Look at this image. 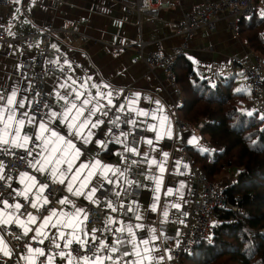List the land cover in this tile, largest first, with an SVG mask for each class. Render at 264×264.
Wrapping results in <instances>:
<instances>
[{"label": "crops", "instance_id": "obj_1", "mask_svg": "<svg viewBox=\"0 0 264 264\" xmlns=\"http://www.w3.org/2000/svg\"><path fill=\"white\" fill-rule=\"evenodd\" d=\"M152 1L157 6L161 3L172 4L171 8L160 9L158 17L153 22L150 15L142 16L141 22H139L136 15L127 13L128 6L134 5L136 0H11L8 7L0 9V18L11 35L41 32L48 24L74 32L69 38L62 33H56L53 36L54 54L48 60L47 84L55 98L46 107L43 121L47 123L48 117L53 111H63L64 100H60L57 93L64 96L67 92L66 98L71 100L76 92H84V96L81 97L84 99L87 98L89 91L95 96L96 88L92 87L94 84L102 86L101 91L103 92H113V105H116L118 109L123 105L122 112H126L132 117V120H135L134 128L141 135L138 148L140 153L138 167L143 171V175L136 181L140 190V198L135 202L131 201L127 206V209H132L134 218L124 225L129 223L143 225L144 231L135 228L133 230L138 237L151 241L149 247L152 248V255L157 258L154 264H171L174 227L180 224L181 213L192 203L197 190L190 180L192 171L186 162V154L189 153L188 149L199 148L206 151L210 149V146L207 138L202 135L200 126H189L184 123L180 118V113L179 120L176 115L174 116L173 108L179 98L176 95L174 83L167 72L165 70L150 72L142 61L134 64L133 60L138 58L137 43L141 41L150 44L145 47L146 54L155 51L154 42L158 40H162L166 54H172L175 48L183 44V38L175 35L172 30L183 22L184 14L191 13L198 6L216 3L219 0ZM259 1L256 2V13L264 17V6ZM126 43L132 44V47L117 55L111 53V46L117 47ZM38 45V39L26 49H23L18 43L0 44V94L10 96L13 91L16 93V100L24 104V107L18 110L17 116L19 113L26 112L29 117H33L30 85L25 80L23 64L28 58L35 56ZM247 58L261 59L248 46L241 31L239 38L235 37L228 24L224 20H220L214 31H209L206 28L198 30L189 41L184 57L176 61L174 65L182 69L185 62L189 61L200 77L212 80L233 76L237 78L240 73H243L245 90H242V86L241 90L245 93L246 98L242 108L246 113L252 114L264 108V105L252 100L250 96L247 98L246 89H250V85L246 73L240 65V61ZM103 85L108 87L105 88ZM76 102L79 104V101ZM181 102L182 97L177 104L178 108ZM101 103L106 106L101 107L97 116L92 119L95 121L99 118L103 123L99 127L91 129L94 133L90 137L92 142L83 144L79 137L74 139V143L78 148H81L82 152L80 159L75 161L76 165L100 159L104 164L114 167L110 161L111 156L105 154L103 147L93 143L100 139L106 143L108 149L114 147L109 145L110 130L104 121L109 106L106 101H101ZM138 112H146L148 115H137ZM39 122L36 121L33 125H27L26 122L25 130L30 134L38 133ZM49 128H55L61 134L68 133V138H71L63 121L49 123ZM45 135L47 136L48 133ZM149 140L152 141L151 144L147 143ZM194 140L195 143H193ZM32 146H34V150L31 149ZM0 147L8 146L0 145ZM27 147L31 151V155L24 149H14H17L29 163L41 159L43 145L40 141L29 143ZM152 161H156V163L153 164ZM161 164L165 169L163 173L159 169ZM31 170V173H22L50 180L47 174L41 175L35 172L32 166ZM3 173L4 167L0 169V175ZM231 173L235 174L232 170L227 175ZM21 174L11 186L10 192L15 197L20 196L16 193L24 190L28 183L27 181L20 182ZM107 178L112 180L113 173L108 172ZM90 179L98 189L94 197L96 203L92 204L101 203L103 191L109 187V183L103 176ZM158 179L160 180L159 190H157ZM78 184L79 182H77V186ZM63 190L64 194H61L56 202L58 203L60 198L67 196L71 203L60 204L62 209L57 212L73 211L72 203H74L78 206L83 205L84 212L87 214L86 206L91 202L83 197L73 196L67 192L65 186ZM35 195L36 189H32L29 197L34 199ZM14 202L9 201V203ZM153 204L156 205L155 210H153ZM165 212L167 216L164 215ZM49 214L48 212L45 216ZM136 215L141 216L142 219L136 220ZM80 219L83 221L80 228L83 229L86 220L83 219V215ZM112 225L107 227L111 228ZM36 226L29 225L33 228ZM16 228L22 234L23 230L19 227ZM152 229H155V233L151 231ZM63 230L70 231V229ZM48 231L52 233L56 229L49 228ZM33 234L29 233V236ZM153 235L157 237L155 240L151 239ZM5 240L10 251L13 252L7 235ZM61 245H63V241H61ZM128 246L129 248L122 249L121 252H129L131 245ZM140 248H143L142 244ZM65 251L68 250L65 249ZM0 254L2 255V253ZM26 254L27 251L23 255ZM125 259H131V257ZM18 264H26V261L19 259Z\"/></svg>", "mask_w": 264, "mask_h": 264}, {"label": "built area", "instance_id": "obj_2", "mask_svg": "<svg viewBox=\"0 0 264 264\" xmlns=\"http://www.w3.org/2000/svg\"><path fill=\"white\" fill-rule=\"evenodd\" d=\"M256 2L257 0H219L216 3L198 6L191 13L184 14L183 22L173 28V33L183 38V44L175 48L172 54H166L162 40L154 42L155 51L153 53L146 54L145 47L150 44L141 41L137 43L138 58H135L133 63L136 64L142 61L149 68L150 72L165 70L174 83L176 95L180 101L182 93L175 83L174 64L177 59L186 54L188 43L194 34L202 28L214 31L217 23L220 20H224L233 32V35L239 38L241 22L252 18L256 14ZM259 2L264 6V0H260ZM10 4L11 0H0V9L8 7ZM171 7L172 4L170 3H161L157 6L152 0H136L134 5L128 6L127 13L129 15H136L139 22H141L142 16L150 15L153 22L158 17L160 9ZM56 33H62L67 38L74 34L72 30L56 28L53 24H48L41 32L28 33L26 35H11L0 18V44L18 43L23 49H26L37 39L39 40L35 56L28 58L23 64L25 80L30 85L31 114L35 117V121L43 120L46 107L55 98L54 94L48 89L47 65L48 60L54 54L52 43L53 36ZM131 47L132 44L130 43L117 47L111 46V53L117 55ZM240 65L248 77L253 99L264 105L262 60L260 58H256L255 60L247 58L241 60ZM179 101L173 108L174 116L176 115L178 120L179 112L177 104ZM116 117L120 119L114 125L111 121L115 120ZM131 120L132 117L126 112L118 111L116 105L115 107H108L106 110L104 121L110 130L108 141L110 146H114L110 161L114 165V168H118L120 171L113 174L112 183L104 189L102 202L98 204L90 203L86 206L87 219L82 229L83 232H88L92 225H95L97 228H104V221L107 218H112L116 221L111 226L113 230L120 228L121 222L124 225L134 218V213L128 211L127 206H129L131 201L135 202L140 198V190L137 187L136 181L143 175V171L138 167L139 155L126 151V147L128 149L136 148L138 151L141 138V135L135 130L134 125L128 123ZM198 126L201 129V125ZM121 132L127 135V139L121 135ZM117 138L120 142H117ZM31 149L34 150V146ZM115 153H121L124 159L120 155H115ZM0 161L4 164V179L0 181V193H3L4 198L8 201H13L12 197L9 196V192L11 191L9 185L12 186L13 182H15L22 172L31 173V166L29 161L14 148H9L7 154L0 153ZM186 162L190 165L192 171L190 180L197 190L192 203L181 213L180 224L174 227V246L171 253V264H182L183 257L192 254L195 249L200 247L210 237L213 227L218 222L231 223V220H220L216 214V210L225 209L232 213H237L240 210L239 203L241 199L238 198L236 201H232L226 192V183L222 179L216 182L209 181L207 172L193 164L189 153L186 154ZM210 164H214V161L210 160ZM37 180L49 184V188L45 190L43 196L48 197L50 204L37 212L36 209L30 208L29 201H25L21 196L15 197V201L22 203L27 211H31L37 216H45L49 212L47 209L54 208L55 210H61L62 206L56 202V199L61 194H64V186L40 177ZM29 200H32V198L29 197ZM109 202L116 208L115 212L108 207ZM24 208L18 214L20 218H26L27 216ZM9 233L7 239L13 248L12 257L9 259L0 254V262L2 264H18L19 257L27 251L26 249L22 250V248L24 241L28 237H23L21 240L14 239L15 236L22 234L13 226L9 227ZM95 234L103 238L101 232L98 231ZM90 235L91 233L89 234V239ZM105 235L109 236L108 242L111 244L112 240L115 239V235L120 234L116 233L112 235L105 233ZM29 242L33 247H44V245L36 244L33 241ZM17 245L21 247L18 248L16 247ZM78 247L79 245L76 244L73 246V248ZM127 248L129 246L125 245L121 247V250ZM73 254L75 255V253Z\"/></svg>", "mask_w": 264, "mask_h": 264}, {"label": "snow or ice", "instance_id": "obj_3", "mask_svg": "<svg viewBox=\"0 0 264 264\" xmlns=\"http://www.w3.org/2000/svg\"><path fill=\"white\" fill-rule=\"evenodd\" d=\"M92 87L96 88L95 96L89 91L87 98L84 99H81L84 96V92H76L71 100L66 98L67 92L64 96L57 93L58 98L64 100L63 111H53L48 117L47 123L43 120L38 123V133L32 134L25 130V126L26 122L27 125L35 124V117H29L26 112L19 113V116H17L18 110L23 108L24 104L16 100V93L13 91L10 96L0 94V145L8 146L0 147V153L7 154L9 148H21L31 155V151L27 147L28 144L40 141L43 145L41 159L36 160L34 163L30 162V166L33 167L34 171L41 175L47 174L52 183L64 185L67 192L73 196L83 197L91 203H96L94 197L98 189L90 178L103 176L111 184L112 181L107 178V173L112 172L115 174L120 170L112 165L104 164L100 159H94L87 164L83 162L79 165L75 164V161L80 159L82 152L81 148H78L74 143V139L79 137L83 144L92 142L90 137L94 133L91 129H95L103 123L99 118L95 121L92 119L97 116L101 107L106 106L101 101H106L109 107H115L113 105L112 91L103 92L100 85L94 84ZM103 87L106 88L108 86L103 85ZM76 101H79V104ZM123 110V105H121L118 111ZM137 115L147 116L148 113L138 112ZM119 119V117H116L111 123L115 125ZM56 121L65 123L71 138H68V133L61 134L55 128H49V123ZM128 123L135 125V120L128 121ZM45 133H48V135L46 136ZM121 135L127 139L125 133L121 132ZM117 142H120L118 138ZM93 143L103 147L105 154H112L104 141L97 139ZM147 143L151 144L152 141L149 140ZM193 143H195V140ZM126 151L140 155L136 148L128 149L126 147ZM115 155H120L124 159L121 153H115ZM165 155L167 154L165 153ZM152 163L155 164L156 161H152ZM3 167L4 164L0 161V169ZM159 169L161 173L165 170L162 164L159 165ZM2 179L4 177L0 175V180ZM25 181L28 182L25 185V189L16 193V195H20L25 201H29V207L39 212L41 208L50 204L48 197L43 196L45 190L49 188V184L38 181L34 175L22 173L20 182L25 183ZM77 182H79L78 186ZM159 184L160 180L158 179L157 190H159ZM9 188H11V185H9ZM32 189H36V195L34 199L29 200V193ZM9 196L15 201V195L12 192H9ZM58 203L68 205L71 201H69L67 196H64L58 200ZM108 207L113 212L116 211V208L110 202ZM22 208H24L22 203L19 201L9 203L4 198V194L0 193V253L9 259L12 257V252L5 240V236L10 234L9 227L12 225L23 230L22 235L15 236L14 239L21 240L23 237H28L24 241L22 248V250H27V254L19 257V259L25 260L26 264H106V262L107 264H145V262L154 264L157 259L152 255V248L149 247L151 241L138 237L133 230L135 228L144 231V226L141 224L133 225L129 223L123 225V222H121L122 226L113 230L107 226L116 223V221L108 218L104 221V228H97L92 225L88 232H83L80 228L83 222L80 217L83 215V219H87L83 205L78 206L72 203L73 211L71 212H57L54 208L47 209L50 213L47 216L34 215L31 211H27L24 208L27 213L26 219H21L20 215H18ZM155 208L156 205L153 204V210ZM128 211H132V209L129 208ZM164 215L167 216V213L165 212ZM135 219L141 220L142 217L136 215ZM29 225L37 226L33 228L29 227ZM49 228L56 229V231L49 233ZM63 229H70V231L65 232ZM98 231L101 232L103 238L96 236L95 233ZM151 231L155 233V229ZM29 233L34 234L29 236ZM105 233L112 235L119 233L120 235H115V239L110 244L108 242L109 236L105 235ZM156 238L155 235L151 237L152 240ZM29 241L44 245V247H33ZM45 241H47V244H45ZM61 241H63V245H61ZM74 244L79 245V247L73 248ZM141 244L143 248H140ZM125 245H131L129 252H121V247ZM16 247L20 248L21 246L17 245ZM65 249L68 251H65ZM126 257H131V259H125Z\"/></svg>", "mask_w": 264, "mask_h": 264}, {"label": "trees", "instance_id": "obj_4", "mask_svg": "<svg viewBox=\"0 0 264 264\" xmlns=\"http://www.w3.org/2000/svg\"><path fill=\"white\" fill-rule=\"evenodd\" d=\"M241 34L261 57L264 85V17L256 13L243 20ZM174 74L182 93L180 118L189 126L201 125L210 146L206 151L188 149L193 164L205 170L211 182L225 179L232 169L235 181L226 192L232 201L241 199L237 213L216 210L220 220L231 223L218 222L210 237L184 256L182 263L264 264V118L259 111L248 114L243 110L246 95L235 90L234 76L204 79L189 61L182 69L174 65ZM109 150L112 153L114 147Z\"/></svg>", "mask_w": 264, "mask_h": 264}, {"label": "rangeland", "instance_id": "obj_5", "mask_svg": "<svg viewBox=\"0 0 264 264\" xmlns=\"http://www.w3.org/2000/svg\"><path fill=\"white\" fill-rule=\"evenodd\" d=\"M243 79H244V75H243V73H240L236 78V83L234 86L235 90H237V89L241 90V86H242V90L243 91L245 90ZM247 80H248V77H247ZM246 94H247V98H248V96H250V98H252V100H254L251 88L246 89ZM258 111H259L260 117L264 118V108L259 109ZM229 171H232V169H229L228 172ZM228 172H227V174H228ZM227 174H226L225 179L224 178L222 179L226 183L225 187H228L230 184H232L235 181V175L234 174L233 175H232V173L230 175H227Z\"/></svg>", "mask_w": 264, "mask_h": 264}]
</instances>
